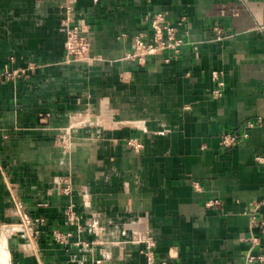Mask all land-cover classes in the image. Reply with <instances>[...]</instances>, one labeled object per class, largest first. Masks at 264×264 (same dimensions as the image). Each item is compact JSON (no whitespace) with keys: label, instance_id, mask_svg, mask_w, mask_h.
<instances>
[{"label":"crops","instance_id":"1","mask_svg":"<svg viewBox=\"0 0 264 264\" xmlns=\"http://www.w3.org/2000/svg\"><path fill=\"white\" fill-rule=\"evenodd\" d=\"M76 9L98 56L91 64L66 62L59 0H0V72L35 64L26 77L0 80V219L18 220L14 204L45 218L27 249L26 238L10 239L13 264H147L138 237L169 263H242L245 212L264 196L256 161L264 157V0H77ZM155 11L186 16L183 52L169 62L166 52L143 65L126 59ZM214 71L224 82L219 97ZM80 114L107 120L83 126ZM258 117L238 145H220L224 132ZM131 136L143 142L139 154L125 142ZM214 198L221 203L206 208ZM69 203L81 226L71 240L96 241L88 249L50 234L68 229ZM257 216L264 221V206Z\"/></svg>","mask_w":264,"mask_h":264},{"label":"built area","instance_id":"2","mask_svg":"<svg viewBox=\"0 0 264 264\" xmlns=\"http://www.w3.org/2000/svg\"><path fill=\"white\" fill-rule=\"evenodd\" d=\"M97 1V0H94ZM67 18L70 16L68 11ZM167 11H155L149 13L147 16L148 30H140L132 37L131 50L125 54V58L135 61L138 64H145L147 59L155 56L157 54L166 52L167 56L164 61L169 62L171 59L177 58L183 52L186 45V40L183 34L187 32V18L186 16H181L177 20H171L168 16ZM264 29V26L261 27ZM64 30L66 33L64 48H65V60L66 62L71 61H92L94 58L89 56L90 48L92 43L90 40V29L87 24H76L74 26L70 24H65ZM181 31V34H180ZM217 39L223 38L221 29L218 27L214 28ZM35 67L33 62H29L26 67L19 69H11L5 66L3 71L0 72V80H11L16 76H28V71ZM213 80L216 83V87L212 90V94L215 97L222 95L224 82L221 79V73L214 71L212 73ZM262 124V119L260 117L253 120H247L243 126L242 130L238 132H224L220 139V145L223 148H230L232 146L238 145L242 140L249 136V130L256 126ZM135 151H138L140 145H135L132 143ZM258 163H264V157H256ZM64 180L60 177H55L53 182L58 190H61L64 194L71 193V187L69 182L66 183L64 187H60ZM196 189L200 188L199 182H193ZM83 200L87 204L89 196L86 192L83 193ZM221 201L219 199H208L204 202L206 208H214L219 205ZM264 206V196L253 202L252 208L247 212L250 216L249 230H248V242L249 247L244 254L242 263L240 264H264V247L261 243L260 234L264 233V221L259 219L257 216L258 209ZM15 212H17L20 217L18 223H13L16 228L12 232L22 231L25 235L27 245L30 246L32 240L36 238L39 233V227L45 222L43 216H38L35 218H29L23 211H21L20 206L15 204ZM23 212V213H22ZM64 224L67 226V230H61L57 227L51 230V236L55 243L61 245H69L71 247H80L82 249H88L95 242H87L76 236L75 240H71L74 237L73 229L78 232L81 229L80 226V215L75 210L72 203L66 205L63 209ZM10 226V225H6ZM13 227V226H12ZM11 232V233H12ZM137 243H143L144 248L141 252L146 258L147 264H182V263H169L164 260H158L154 254V242L151 238L138 237ZM95 264H101L100 260L95 261Z\"/></svg>","mask_w":264,"mask_h":264},{"label":"rangeland","instance_id":"3","mask_svg":"<svg viewBox=\"0 0 264 264\" xmlns=\"http://www.w3.org/2000/svg\"><path fill=\"white\" fill-rule=\"evenodd\" d=\"M76 6H77V0H59V8L61 9V12L63 14V18L61 20V27H62V31L64 32L65 36H66L65 30H64L65 24L68 23V24H70L72 26H74L76 24H86L85 16H83V13L81 11H79L78 9H76ZM68 11L70 12L69 18H67V16L69 15V14H67ZM151 13H153V12H151ZM87 26H89V25H87ZM90 40H91V43H92L91 35H90ZM89 56L93 57L94 59H96L98 57V56H93L91 54V48H90V51H89ZM92 61L83 60V61H71V62H83V63L91 64ZM75 117L76 118H75L74 121L75 122H81L80 124H83V126H86V125H89V124L90 125H93V124H98V123L99 124L100 123L103 124L104 119L107 120L106 116L105 115H102V114H90L88 116H86V114H82V115L80 114V115L75 116ZM72 119L73 118H71V120ZM63 133H62V135H63ZM125 142H126L127 146H129L131 148V150L133 152L137 153V154H139L142 151V149H143V142H142V140L139 137H136V136L128 137L125 140ZM132 143L135 144V145H140V148H139L138 151H135V148L132 145ZM67 150H70V148H67ZM195 181L196 180H191L190 181L191 186L195 190H201V186H200L199 189H196L194 187L193 182H195ZM12 201L13 200L10 199V203ZM14 206H15V204H14ZM20 209H21V211H23L22 210L23 208L21 206H20ZM11 213H12V216L13 215H17L18 216L17 212H15V210L13 211V209H11ZM19 221H20V217L19 216H18V220H11V221L9 220V221H6V222H4L3 220L0 219V227H3L5 229L6 236L8 237V241H9L8 242V246L10 244V239H12V238L13 239H21V240L25 238V237H23L25 235H23L24 233L22 231H16V232L10 233L11 232V228L6 226V225H11L13 223H18ZM24 244H25V248L27 249L28 246H27L25 240H24ZM10 253H11V255H10ZM9 255H10V259L13 261V254H12V251L11 250H9ZM11 264H13V262H11Z\"/></svg>","mask_w":264,"mask_h":264},{"label":"bare ground","instance_id":"4","mask_svg":"<svg viewBox=\"0 0 264 264\" xmlns=\"http://www.w3.org/2000/svg\"><path fill=\"white\" fill-rule=\"evenodd\" d=\"M141 124V123H140ZM13 226V227H12ZM10 225L7 227L11 228V232L16 228L15 225ZM10 232V233H11ZM8 237L6 236V231L3 227H0V264H11V259L9 255Z\"/></svg>","mask_w":264,"mask_h":264},{"label":"water","instance_id":"5","mask_svg":"<svg viewBox=\"0 0 264 264\" xmlns=\"http://www.w3.org/2000/svg\"><path fill=\"white\" fill-rule=\"evenodd\" d=\"M11 262H12V260H11Z\"/></svg>","mask_w":264,"mask_h":264}]
</instances>
